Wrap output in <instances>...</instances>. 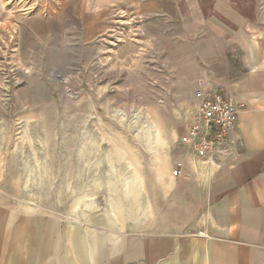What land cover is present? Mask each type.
I'll return each instance as SVG.
<instances>
[{
  "label": "rangeland",
  "instance_id": "374dc122",
  "mask_svg": "<svg viewBox=\"0 0 264 264\" xmlns=\"http://www.w3.org/2000/svg\"><path fill=\"white\" fill-rule=\"evenodd\" d=\"M94 9L0 0V209L112 212L139 231L186 146L207 62L175 20Z\"/></svg>",
  "mask_w": 264,
  "mask_h": 264
},
{
  "label": "crops",
  "instance_id": "0c3cea01",
  "mask_svg": "<svg viewBox=\"0 0 264 264\" xmlns=\"http://www.w3.org/2000/svg\"><path fill=\"white\" fill-rule=\"evenodd\" d=\"M90 3L96 15L130 6L196 33L203 80L244 103L231 134L239 143L220 165L185 146L182 175L168 172L159 208L144 206L139 231L118 229L112 212L60 217L3 206L0 264H264V0Z\"/></svg>",
  "mask_w": 264,
  "mask_h": 264
},
{
  "label": "built area",
  "instance_id": "2783aa9c",
  "mask_svg": "<svg viewBox=\"0 0 264 264\" xmlns=\"http://www.w3.org/2000/svg\"><path fill=\"white\" fill-rule=\"evenodd\" d=\"M201 98L195 108L191 124L182 134L181 142L197 159L210 165H220L236 151L239 139L231 137L244 103L237 102L222 87L200 85ZM184 163L178 160L172 174L182 175Z\"/></svg>",
  "mask_w": 264,
  "mask_h": 264
}]
</instances>
